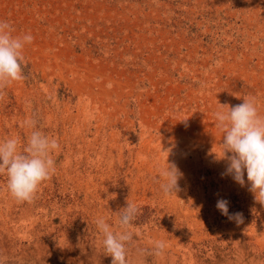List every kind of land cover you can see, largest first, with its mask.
I'll use <instances>...</instances> for the list:
<instances>
[{
  "label": "rangeland",
  "instance_id": "1",
  "mask_svg": "<svg viewBox=\"0 0 264 264\" xmlns=\"http://www.w3.org/2000/svg\"><path fill=\"white\" fill-rule=\"evenodd\" d=\"M0 20L33 37L26 78L0 97V140L25 143L32 117L60 144L34 202L0 176L8 264H111L94 220L115 227L127 203L130 264H264V206L221 175L213 116L248 97L264 115V0H0ZM170 162L181 191L165 196L153 178Z\"/></svg>",
  "mask_w": 264,
  "mask_h": 264
},
{
  "label": "clouds",
  "instance_id": "2",
  "mask_svg": "<svg viewBox=\"0 0 264 264\" xmlns=\"http://www.w3.org/2000/svg\"><path fill=\"white\" fill-rule=\"evenodd\" d=\"M14 31L12 24L0 20V97L8 85L26 78L23 50L26 44L32 43L33 37L31 34L14 36ZM219 106L220 110L213 116L221 139L219 154H214L217 161L226 162L221 175L231 176L241 187L247 185L255 202L264 206V115L260 114L255 97L243 98V103L231 107ZM37 124L38 121L32 117L24 122V127L30 132L23 144L19 136L0 140V176L6 180L3 190L17 204L34 202L40 185L56 172L52 154L60 149V144L39 130ZM166 151L168 156L171 149ZM166 165L153 179L159 183L165 196H171L181 191L178 182L183 174L174 162ZM215 207L228 220L243 223L242 213H229L228 200L218 199ZM138 214L139 208L127 203L118 212L115 227L107 222L106 217L94 220L100 247L112 258L111 264H130L128 253L134 240L130 229ZM166 246L165 241H153L148 254L161 256ZM139 251L143 255L146 250ZM0 264H8L6 256L0 255Z\"/></svg>",
  "mask_w": 264,
  "mask_h": 264
}]
</instances>
